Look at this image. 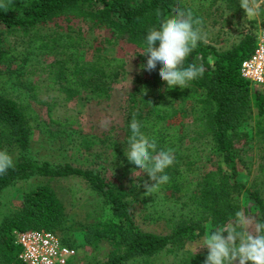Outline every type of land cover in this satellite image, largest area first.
I'll return each instance as SVG.
<instances>
[{
    "label": "trees",
    "instance_id": "obj_1",
    "mask_svg": "<svg viewBox=\"0 0 264 264\" xmlns=\"http://www.w3.org/2000/svg\"><path fill=\"white\" fill-rule=\"evenodd\" d=\"M0 4L5 5L0 7V68L18 65L25 78H44L47 89L55 91L62 102L81 95L108 101L112 84L124 73L126 64L120 57L99 55L90 61L80 60L79 50L98 52L100 48L81 36L79 28L73 29L72 21L103 28L108 36L101 43L107 47L122 41L142 55L147 29L158 22V9L167 14L175 7L191 8L204 24L211 15L220 16L218 7L233 15L240 10L238 0H0ZM62 25L63 31L52 29H62ZM254 39V33H244L224 50L200 43L185 66L195 59L206 70L185 89H168L158 75L159 64L148 74L146 85L136 73L129 96L132 107L123 119L120 137H104L101 142L110 151L108 164L134 166L124 151L135 114L141 131L156 138L158 150H174V164L166 169L170 180L152 196L144 195L143 183L149 178L142 172L130 179L128 188H121L99 170L28 158L25 151L30 131L37 130L39 124L0 72V151L16 154L13 167L0 174V190L31 177L83 181L109 211V218L80 228L79 245L104 247V259L95 264H148L163 250L182 249L185 243L203 237L209 221L224 222L240 209L236 198L242 193L256 218L264 220V85L257 89L238 73ZM209 57L214 58V66L209 65ZM46 105L48 123H74L53 119L52 105ZM161 106L165 108H157ZM250 121L252 135L246 130ZM251 139L257 156L252 174L251 161L245 157ZM206 153L214 162L209 169L197 172ZM240 173L250 176L247 185L236 179ZM66 215L48 184L25 191L20 206L0 220V264H22L13 237L27 230L51 232L62 245L74 249L70 236L57 235L66 230ZM206 255V250L185 254L176 264H204Z\"/></svg>",
    "mask_w": 264,
    "mask_h": 264
},
{
    "label": "rangeland",
    "instance_id": "obj_2",
    "mask_svg": "<svg viewBox=\"0 0 264 264\" xmlns=\"http://www.w3.org/2000/svg\"><path fill=\"white\" fill-rule=\"evenodd\" d=\"M239 9L241 10L240 7ZM218 10H221L220 16L211 15L210 18L206 19L204 31L207 33L208 45H213L219 50L234 45L240 38L235 36H242L247 32L254 33L255 26L264 20V7L262 6L259 17L253 21L245 20V23L249 24V28L243 31L245 15L243 11L240 12L239 10L233 15L224 10L223 7H218ZM71 26L73 29L79 28L81 36L92 40L94 46L100 48L98 52L91 49L79 50L80 60L90 61L98 55L120 57L126 61L124 73L112 84V95L108 101L98 102L96 99L81 95L69 102H62L55 91L47 89V81L44 78H25L22 76V70L18 68V65L0 68V72L8 80L14 93L18 95L16 99L21 101V105L26 106L28 110L33 111L39 124L37 130L32 129L30 131L28 148L25 153L32 160L46 161L51 165L69 164L73 167L99 170L104 177L118 187L128 188L130 179L140 175V172H136V177H134L132 175L133 170H139L135 166L122 168L116 164L113 165V163L108 164L110 151L106 148V143L102 144L101 141L104 140V137H120L123 119L129 107H132L129 103V96L133 92L136 73L140 75L139 80L145 85L149 81V72L141 70V65L146 63V59L140 51L122 41L110 47L101 43L108 36L103 28H89L86 24L77 21H72ZM61 28L52 27L53 30L63 31L64 26ZM34 60H40V58ZM33 86H35L34 89L31 88ZM47 103L52 105L51 116L53 119H58L61 123L69 120L74 123L70 126H56L48 123L46 117ZM102 123L105 126H102ZM252 128L253 121H250L246 124V130L250 135L253 134ZM251 140L250 151L248 150L245 157L251 161L252 168L250 170L252 174L255 170L257 156L254 141ZM80 145L89 146V148H81ZM7 153L14 161L15 152L8 151ZM204 155L202 162L197 165V172L209 169L211 163L214 162L213 157L209 159L207 153ZM236 179L239 183L247 185L250 176L240 173ZM39 184H48L65 208L67 214L66 230L57 235L70 236L74 241L76 257L70 264H95L98 260H103L105 256L104 247L92 248L79 245L82 226L109 218L107 207L81 180L60 178L48 181L42 177H31L0 190V220L20 206L21 196L25 191ZM236 202L240 208L250 210L255 215L254 209L251 208V202L243 193L236 198ZM144 228L152 230V227ZM201 239L202 237L193 242L185 243L184 247L177 251L163 250L159 255L150 259L148 264H176L182 258L181 256L200 251L199 241Z\"/></svg>",
    "mask_w": 264,
    "mask_h": 264
},
{
    "label": "clouds",
    "instance_id": "obj_3",
    "mask_svg": "<svg viewBox=\"0 0 264 264\" xmlns=\"http://www.w3.org/2000/svg\"><path fill=\"white\" fill-rule=\"evenodd\" d=\"M262 5L264 0H239V7L245 14L243 31L249 28L245 20L253 21L261 15ZM0 7L5 5L0 4ZM156 16L157 24L149 27L144 37L142 55L146 57V63L141 65V70L151 73L157 70L159 64L158 75L168 89L188 88L190 82L202 78L206 70L203 63H197L195 59L185 66L198 45L209 42L204 20L191 8L180 7L167 14L158 9ZM254 35L264 47V28L261 24L255 26ZM208 63L214 66V58L209 57ZM102 126L105 124L102 123ZM141 127V122L133 114L124 156L139 170H133L134 177L136 172L148 176L149 180L143 183L144 195L152 196L161 185L169 182L166 169L174 164L175 155L172 148L158 150L156 138H149ZM12 167V157L6 151H0V174ZM205 229L199 241L200 250L207 251L204 264H264V220H258L250 210L240 208L221 223L209 221Z\"/></svg>",
    "mask_w": 264,
    "mask_h": 264
},
{
    "label": "built area",
    "instance_id": "obj_4",
    "mask_svg": "<svg viewBox=\"0 0 264 264\" xmlns=\"http://www.w3.org/2000/svg\"><path fill=\"white\" fill-rule=\"evenodd\" d=\"M264 28V20L260 23ZM240 78L250 85H264V47L255 36L251 53L239 65ZM14 244L19 248L18 260L22 264H69L76 251L61 244L59 238L43 230L14 233Z\"/></svg>",
    "mask_w": 264,
    "mask_h": 264
}]
</instances>
